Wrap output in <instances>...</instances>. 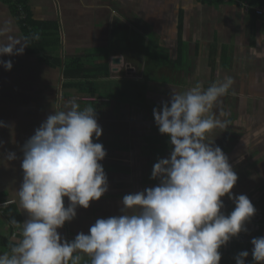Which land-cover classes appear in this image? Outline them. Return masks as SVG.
<instances>
[{"label":"crops","instance_id":"1","mask_svg":"<svg viewBox=\"0 0 264 264\" xmlns=\"http://www.w3.org/2000/svg\"><path fill=\"white\" fill-rule=\"evenodd\" d=\"M24 3L31 30L43 36L47 44L32 51L13 7L0 0V27L27 43L22 55L0 57L13 64L10 71L0 66V121L8 126L0 128V201L8 204L6 213L0 214V254L19 242L20 226L28 218L17 196L23 181V146L50 110L57 111L62 91L67 96L74 91L82 93L80 79L65 78V66L77 62L80 67L73 63L72 70H83L84 74L108 69L107 75L92 80L98 91L85 79L86 94L79 97L90 103H110L114 108H148L144 101L158 84L163 86L159 97L163 104L170 101L172 92H183L197 83L206 90L225 76L233 79L232 87L213 110L224 126L209 139L222 149L238 176L233 195H246L256 213L246 223V231L219 251L221 260L231 261L239 252L248 251L245 262L253 261L251 240L264 237V55H253L250 49L264 53V18L247 15L241 6L225 0ZM115 58L122 63L114 64ZM70 83L76 85L66 87ZM99 86L106 88V94L100 95ZM97 122L104 138H94V142L109 145L100 162L108 178V191L99 201L90 202L89 208L78 207L76 218L58 229L68 241L81 232L88 234L98 218L120 215L124 195L159 183L151 178L153 166L146 170L144 161L145 131L160 134L155 120L97 117ZM118 141L125 148H116ZM171 147L169 144L163 153L151 154L153 161L157 162V155L168 158ZM9 152L17 159L8 161ZM64 200L67 207L69 202L66 197ZM222 200V211L228 215L235 204L227 196ZM81 264H90L89 257L83 256Z\"/></svg>","mask_w":264,"mask_h":264},{"label":"clouds","instance_id":"2","mask_svg":"<svg viewBox=\"0 0 264 264\" xmlns=\"http://www.w3.org/2000/svg\"><path fill=\"white\" fill-rule=\"evenodd\" d=\"M9 31L0 27V57L22 55L27 47ZM0 66L10 71L13 64L0 59ZM232 85L230 76L206 90L197 83L154 108L158 130L172 146L169 157L153 165L151 178L158 185L124 195L120 215L98 218L88 234L71 241L58 229L76 218L78 207L89 208L108 191L100 163L107 153L94 142L102 128L93 107L71 102L66 110L53 111L23 146L17 196L28 218L22 226L12 221L21 227V238L0 254V264H81L85 255L90 264H220L219 249L246 231L256 213L246 195H233L238 176L209 139L224 126L213 110ZM2 127L8 126L0 121ZM6 159L17 157L9 152ZM225 196L235 204L228 215L222 211ZM251 244L253 264H264V237ZM248 256L239 252L236 264H245Z\"/></svg>","mask_w":264,"mask_h":264},{"label":"trees","instance_id":"3","mask_svg":"<svg viewBox=\"0 0 264 264\" xmlns=\"http://www.w3.org/2000/svg\"><path fill=\"white\" fill-rule=\"evenodd\" d=\"M246 2L248 4L251 5H264V0H246ZM14 10V8H13ZM15 11V10H14ZM27 12H28V8H27ZM17 16V15H16ZM19 20V19H18ZM20 24L22 25V27L24 28V31L26 32L29 44H30V48L32 49V51L36 52L38 50V47L40 46H44L47 43L42 41V37L41 35H39L37 32H35V30H31V22H30V17H29V12H28V16L25 20H19ZM38 37V38H37ZM73 63L76 64L78 67H80L77 62H72L69 63L67 66H65V78H77L80 79L79 81V85L78 87H80V93L81 95L86 94V83H85V79L88 81L90 86H94V88H96L95 90L98 91V88L96 87V82H92L93 79H96L97 77L100 76H105L108 74V69L106 67H103V70L93 74V72H89L87 74H84L83 70H77L74 71L73 69ZM76 85L75 84H67L66 87L69 86H73ZM99 90H100V86H99ZM96 95V94H93ZM100 95H102V93H100ZM145 155L150 156L151 154H161L163 153V151L169 146V137L167 135H162V134H158V135H153V136H149L145 139ZM156 159H159V155L156 156ZM264 210V209H263ZM262 220H264V218H262ZM220 264H236V261H231V260H221ZM245 264H253V261L251 262H245Z\"/></svg>","mask_w":264,"mask_h":264},{"label":"rangeland","instance_id":"4","mask_svg":"<svg viewBox=\"0 0 264 264\" xmlns=\"http://www.w3.org/2000/svg\"><path fill=\"white\" fill-rule=\"evenodd\" d=\"M4 1V0H2ZM225 2L227 3H230V2H234L236 4H238L239 6H241L244 10V12L247 14V15H251V14H254L255 16L259 17V18H264V15L260 16V15H256L254 10L255 8H261L262 6L264 5H250L251 9L248 8V5H243V4H248L247 2H243L241 0H230V1H226ZM146 79L148 78L147 76L145 77ZM106 88H101L99 90V92H101L102 94H106ZM117 91V90H115ZM65 92L62 91L61 95L64 94ZM163 93V86L161 84H158L157 85V88L156 90H154V93L153 94H148V99H146L144 101L145 105L147 106L148 105V108L146 107L145 108V114H144V111H141V110H136V109H128L127 108V114L126 115H123L122 112H121V117H124V120H154V117H153V105H160L162 106V103L160 104L159 103V97H160V94ZM60 95V96H61ZM94 102V104L96 105H92L93 108H95V112H96V115L97 117L104 119V120H112V118H109L107 116H105V112L108 111L106 110V107L107 105H104L103 103L105 102ZM85 108V107H84ZM116 112H120V110H115ZM50 112L52 113L53 111L50 110ZM131 113H133V115H131ZM118 120H121L123 118L119 117V116H115ZM121 118V119H120ZM114 119V118H113ZM146 129V128H145ZM147 134V137H149L150 135H155L157 134L155 131H152V130H146L145 131V136ZM102 139L104 138V136H101ZM109 138V136H107V139ZM146 141V140H145ZM104 147L105 150H108L106 148H109V145H105L104 141H102L101 143ZM170 144V143H169ZM147 146V145H146ZM116 148H125V146L122 144L121 141H118V143H116L115 145ZM168 148V147H167ZM107 152V151H106ZM130 152V151H129ZM147 152V151H146ZM145 160L146 162L148 161L149 162V166H153V163H156L153 161V158L150 157V156H147L145 157ZM150 167V168H151ZM147 170V168H146Z\"/></svg>","mask_w":264,"mask_h":264},{"label":"flooded vegetation","instance_id":"5","mask_svg":"<svg viewBox=\"0 0 264 264\" xmlns=\"http://www.w3.org/2000/svg\"><path fill=\"white\" fill-rule=\"evenodd\" d=\"M79 96L81 97V94L79 93V91H74L73 93L68 94V96L65 93L62 94L60 96V99L58 100L57 110H66L67 108L70 107L71 102H75V103L79 104L81 109H83L84 107H92L94 102H92V103L85 102ZM94 105H96V104H94ZM106 110H108V111L105 112V116H107L109 118H114L115 116L121 117V112L123 115L127 114L126 108L124 109V108H121L120 106L114 108L110 103H108ZM115 110H120V112H116ZM140 110L144 111V114H145V109L144 110L140 109ZM131 115H133V113H131ZM121 118H124V117H121ZM144 161H145V167L147 169L150 168L151 166H149V162L148 161L146 162L145 158H144Z\"/></svg>","mask_w":264,"mask_h":264},{"label":"built area","instance_id":"6","mask_svg":"<svg viewBox=\"0 0 264 264\" xmlns=\"http://www.w3.org/2000/svg\"><path fill=\"white\" fill-rule=\"evenodd\" d=\"M6 2H8L15 10V13L17 15V18L19 20H25L28 16V12H27V6L24 3V0H4ZM226 1H230V0H226ZM243 5H248V8L251 9L249 4H243ZM256 15H264V6H262L261 8H255L254 10ZM7 203L5 202H1L0 201V214H5V208L7 207Z\"/></svg>","mask_w":264,"mask_h":264},{"label":"water","instance_id":"7","mask_svg":"<svg viewBox=\"0 0 264 264\" xmlns=\"http://www.w3.org/2000/svg\"><path fill=\"white\" fill-rule=\"evenodd\" d=\"M113 63L114 64H117V65H120L122 63V60L120 58H115L114 61H113Z\"/></svg>","mask_w":264,"mask_h":264}]
</instances>
